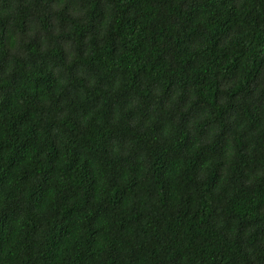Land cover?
<instances>
[{
    "label": "clouds",
    "instance_id": "clouds-1",
    "mask_svg": "<svg viewBox=\"0 0 264 264\" xmlns=\"http://www.w3.org/2000/svg\"><path fill=\"white\" fill-rule=\"evenodd\" d=\"M0 264H264V0H0Z\"/></svg>",
    "mask_w": 264,
    "mask_h": 264
}]
</instances>
